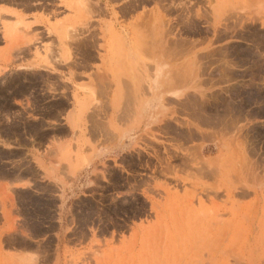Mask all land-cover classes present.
I'll list each match as a JSON object with an SVG mask.
<instances>
[{
  "label": "rangeland",
  "instance_id": "obj_1",
  "mask_svg": "<svg viewBox=\"0 0 264 264\" xmlns=\"http://www.w3.org/2000/svg\"><path fill=\"white\" fill-rule=\"evenodd\" d=\"M38 1L0 0V5L33 7ZM75 4L104 9L103 15L72 20L66 34L71 42L83 36L91 42L90 25L96 20L103 25L99 38L105 46L99 55L110 62L94 60V72L82 76L93 88L110 89L114 65L121 67L122 79L140 76L144 64L129 62L130 55L142 61L152 55L154 79L162 73L163 79L154 91L152 126L141 128L145 133L121 167L134 176L124 181L112 173L105 196L70 206L73 225L58 264H264V0ZM114 6L121 14L109 13ZM20 18L16 28L24 27ZM7 19L0 13V25ZM36 39L23 36L21 42ZM3 72L6 66L0 63V130L11 134L18 124L7 126L2 119L13 114L14 104L54 99L44 90L55 92L58 84L52 74L25 69L2 80ZM118 86L122 104L125 88ZM143 97L134 96L138 108ZM92 99L101 104L98 95ZM67 103L60 95L49 106L62 110ZM9 156L0 149V161ZM129 183L136 194L108 197ZM53 247V239L44 243L47 259Z\"/></svg>",
  "mask_w": 264,
  "mask_h": 264
},
{
  "label": "crops",
  "instance_id": "obj_2",
  "mask_svg": "<svg viewBox=\"0 0 264 264\" xmlns=\"http://www.w3.org/2000/svg\"><path fill=\"white\" fill-rule=\"evenodd\" d=\"M78 1L82 0H40L33 7L0 5L1 15L8 18L0 25V63L6 66L1 79L29 69L56 75L58 84L55 92L44 90L56 95L54 99L41 104L31 99L15 103L13 114L2 119L4 125L17 123L19 129L11 134L0 130V149L10 155L0 161V264H58L66 254L73 225L70 206L105 196L112 173L124 181L134 176L121 167L134 153L138 137L152 126L154 91L160 88L163 73L160 79H154L149 64L152 55H146L143 61L130 55L129 62L144 64L140 76L122 79L121 67L114 65L110 89L101 85L93 88L90 78L82 76L94 72V60L97 64L110 62L99 55L105 46V40L99 38L103 25L98 20L90 25L91 42L88 36L71 42L66 34L72 20L84 14L103 15L104 9L93 6L84 10L75 4ZM114 2L120 4V0ZM109 13L121 14V8L114 6ZM21 16L24 27L16 28ZM23 36L37 39L22 43ZM89 50L94 54H88ZM47 63L54 64L56 72L44 67ZM260 83L264 84V75ZM119 84L126 94L122 104L116 98ZM92 90L96 92L92 94ZM164 90L162 86L159 93L164 95ZM137 94L144 96L139 108ZM60 95L66 96L68 107L59 110L49 106ZM92 95H98L101 104L94 103ZM29 124L39 126L32 129ZM118 193H109L108 197H130L136 189L131 192L129 183ZM49 239L54 240L51 259L43 249Z\"/></svg>",
  "mask_w": 264,
  "mask_h": 264
}]
</instances>
